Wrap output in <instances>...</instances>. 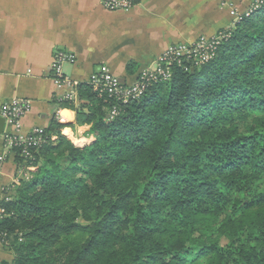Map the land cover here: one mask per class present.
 I'll return each instance as SVG.
<instances>
[{
	"label": "trees",
	"instance_id": "1",
	"mask_svg": "<svg viewBox=\"0 0 264 264\" xmlns=\"http://www.w3.org/2000/svg\"><path fill=\"white\" fill-rule=\"evenodd\" d=\"M230 33L114 118L87 83L77 109L58 101L93 140L53 120L14 150L34 170L1 202V264H264V2Z\"/></svg>",
	"mask_w": 264,
	"mask_h": 264
},
{
	"label": "crops",
	"instance_id": "2",
	"mask_svg": "<svg viewBox=\"0 0 264 264\" xmlns=\"http://www.w3.org/2000/svg\"><path fill=\"white\" fill-rule=\"evenodd\" d=\"M133 1L131 11L111 12L102 0H0V113L14 99L31 105L20 121L19 135L47 129L58 120L72 126L66 131L74 141L93 140L91 127L78 124L76 109L81 102L74 104L76 109L58 105L68 92L52 75L58 52L75 54L76 64L66 65L64 73L77 84H89L92 75L105 67L130 85L153 69L171 46L233 28V9L245 15L252 4L251 0ZM10 131L15 130L5 120L0 133V219L1 202L19 182L15 152H8L5 144L4 135ZM13 260L0 239V264Z\"/></svg>",
	"mask_w": 264,
	"mask_h": 264
},
{
	"label": "built area",
	"instance_id": "3",
	"mask_svg": "<svg viewBox=\"0 0 264 264\" xmlns=\"http://www.w3.org/2000/svg\"><path fill=\"white\" fill-rule=\"evenodd\" d=\"M263 2L264 0H252L250 10L245 15H240L233 9L232 15L235 17V25L259 9ZM102 3L111 12H129L135 6L133 0H102ZM230 7L234 8V5L231 4ZM230 30L231 28L219 32L214 37H202L190 44L181 43L171 46L158 57L154 68L144 71L133 84H123L119 77L113 75L105 67L100 68L92 75L89 84L99 96H106L115 102L110 111L111 118H114L120 114L121 106L141 99L146 94L148 88L154 84L170 80L172 78L171 67L182 66L188 63L195 68L201 67L213 60L217 55L219 47L230 37ZM76 62L77 58L73 53L58 52L55 56L52 65L53 78L57 85L68 89V92L59 99L61 102L73 104L79 102L77 90L79 84L66 77L64 73L66 65H74ZM185 70L188 69L186 68ZM30 108L29 101L14 99L6 103L0 113V116L15 130L14 132H7L4 135L7 151L14 152L15 149H22V156L25 158L30 157V148H40L48 141L45 129L42 128H34L26 136L18 134L20 121L30 111ZM2 212L4 214L5 211L2 209ZM2 238L3 234L0 231V239Z\"/></svg>",
	"mask_w": 264,
	"mask_h": 264
},
{
	"label": "rangeland",
	"instance_id": "4",
	"mask_svg": "<svg viewBox=\"0 0 264 264\" xmlns=\"http://www.w3.org/2000/svg\"><path fill=\"white\" fill-rule=\"evenodd\" d=\"M252 1V0H251ZM252 5V4H251ZM234 28V27H233ZM232 29V28H231ZM223 31H225V30H223ZM220 32H222V31H220ZM219 33V32H218ZM217 33V34H218ZM216 34V35H217ZM215 35V36H216ZM214 37V36H213ZM206 38H210V37H206ZM64 135H65V133H63ZM67 138H69L70 140H72L77 146H84V145H86L87 144V142H85V143H83V142H77V141H74V139L73 138H75V137H73L72 138V136L71 137H69V135L68 136H66ZM53 138V137H52ZM54 139V138H53ZM30 170H34V168H31V169H27V172H24V170L23 171H21L20 172V176H21V174H22V176H25L26 178H30ZM23 174H25V175H23ZM20 176H19V178H20ZM20 183V180H19V182H18V184ZM17 184V185H18ZM1 209H3V208H1ZM4 210V209H3ZM5 211V210H4ZM5 217V212H4V214L2 213V218H4ZM1 218V219H2Z\"/></svg>",
	"mask_w": 264,
	"mask_h": 264
},
{
	"label": "water",
	"instance_id": "5",
	"mask_svg": "<svg viewBox=\"0 0 264 264\" xmlns=\"http://www.w3.org/2000/svg\"><path fill=\"white\" fill-rule=\"evenodd\" d=\"M5 126V119L0 117V133H3Z\"/></svg>",
	"mask_w": 264,
	"mask_h": 264
}]
</instances>
